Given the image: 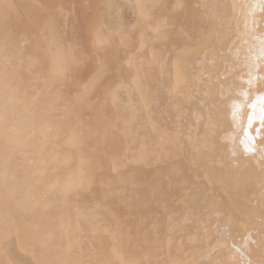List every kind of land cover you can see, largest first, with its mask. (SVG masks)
Wrapping results in <instances>:
<instances>
[{
  "label": "bare ground",
  "instance_id": "1",
  "mask_svg": "<svg viewBox=\"0 0 264 264\" xmlns=\"http://www.w3.org/2000/svg\"><path fill=\"white\" fill-rule=\"evenodd\" d=\"M0 264H264V0H0Z\"/></svg>",
  "mask_w": 264,
  "mask_h": 264
}]
</instances>
